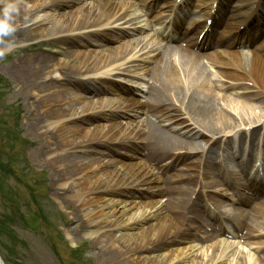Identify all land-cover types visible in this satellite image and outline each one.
<instances>
[{
    "label": "bare ground",
    "instance_id": "1",
    "mask_svg": "<svg viewBox=\"0 0 264 264\" xmlns=\"http://www.w3.org/2000/svg\"><path fill=\"white\" fill-rule=\"evenodd\" d=\"M36 1L0 0V22L9 34L0 41L1 43H12L16 39L27 41L38 36L35 30L45 24L41 15L54 14L65 4L82 0H50L49 4L40 5L38 8L35 6ZM215 1L209 0L210 9ZM19 2H26L27 6H31L30 11L17 10L10 12L8 16L4 15L3 10L8 4L15 5ZM238 2L241 6L251 5L253 11L250 15H241L239 8H234L232 23L229 24L232 36L222 52L219 49L224 43L220 38L219 42L211 39L210 46L214 48L212 53L197 54L195 49L201 51L207 44L202 46V42L208 38L205 35L199 43L200 30L194 31L193 36L189 37L179 35L176 40L182 38V43L186 40L185 46H166L157 55L154 54L157 50L151 42L138 50L141 43L129 41L120 48L108 49L94 58L72 52L76 57L69 66L59 64L52 57H32L18 58L8 68L19 95L26 101L32 97L35 100L40 94L50 93L32 102L27 111L26 133L37 142L32 159L35 163L51 168L53 188L56 192L59 191L57 187L66 181L78 180L68 189L62 190L63 195L72 193L70 199H73L74 210L70 212L71 221L82 224L86 236L100 235L96 237L95 242L98 256L100 254L105 258L104 264H184L188 260H192V264H264V258L258 261L250 253H241L225 242L216 243L203 253L192 243V227L188 226L190 221L201 219L199 206L195 205L193 209L188 207L192 197L199 200L200 193L196 190L198 179L208 178L214 171L224 168L215 161V148L229 143L231 134L242 130V127L244 130L239 132L240 137L248 135L251 142L255 141L257 132L264 128V45L250 50L249 54L231 51L236 42L240 43L238 28L247 25L264 10V0ZM133 10L135 6L126 0H94L74 14L63 16V20L48 33L59 36L60 39L56 43L62 46L68 43L72 46H96L102 43V39L115 40L119 28L121 35H129L123 27H134L137 26L136 22L141 21L140 13L139 17L138 13H129ZM209 14L210 11L208 16ZM145 17L142 19L145 20ZM195 22L197 21L191 20L189 24L193 25ZM29 23H32L30 29L24 28ZM21 51L23 50L13 54L18 55ZM57 55L64 53L57 52ZM152 57H155L156 61L148 71L152 84L148 90L147 101L140 105L134 99L120 96L119 100L126 106L118 109L126 110L125 113H114L112 111L115 108L108 104L98 102L93 105L66 91L68 87L76 88L87 94L91 93L93 98L99 97L104 91L117 95L120 90L129 93L122 85L116 86L115 89L108 88L104 86L103 80L95 78L121 70V66H118L119 60L130 62V70L127 72L136 74L137 70L133 69L136 67L135 60ZM202 60H206L216 74L209 75ZM56 75H60V78H54ZM90 76L97 81L90 80ZM209 77L223 79L226 83L211 85L208 82ZM224 89L227 92L221 91ZM217 90L220 93H217ZM139 105L155 122L141 120L136 128H133V123H126L125 126L113 123L117 116L127 117L138 113ZM178 105L180 107L177 113H187L189 122L198 125L202 132L188 133L183 138L162 128L158 116ZM94 119H104L110 124L95 127L92 131H84V127L92 124L90 122ZM128 119L130 118L127 117ZM129 134L134 135L133 141H140L142 138L145 147L154 150L146 157L148 166L154 170L159 167L162 159L172 158L180 150L186 152L184 156H187L190 152L196 154L202 147L206 150L209 143L210 146L202 156L195 159L203 165L197 178H189L177 187L172 185L175 180L157 178L147 165L140 162L129 165L123 173L116 169L118 161L109 162L104 171H101L97 170L102 165L100 161L84 157L87 152L99 153L103 146L110 147V153L122 155L121 149L126 147L127 150L129 147L123 142H119L118 147L109 142L123 141ZM77 135H80L78 141L75 139ZM107 140L110 141L106 142ZM50 154L55 156L48 157ZM112 158H116L115 155L112 154ZM99 174H102L101 177H98ZM160 182L163 185L159 189ZM141 190L144 191L141 192L143 195L149 196L148 203L135 201V195ZM257 193H264V190ZM158 194L166 195L167 202L154 201L152 195L156 197ZM118 197L128 200L120 202ZM242 201L249 203L250 199L245 198ZM131 213L133 214L129 217ZM236 216L248 231L254 229L264 232V202L256 204L251 212L236 210ZM147 224L152 225L144 229L138 238L133 235L122 234L117 237L110 234L115 231L120 233L136 230ZM167 245L174 247L172 252L150 257L162 252ZM143 256L146 257L141 258Z\"/></svg>",
    "mask_w": 264,
    "mask_h": 264
},
{
    "label": "rangeland",
    "instance_id": "2",
    "mask_svg": "<svg viewBox=\"0 0 264 264\" xmlns=\"http://www.w3.org/2000/svg\"><path fill=\"white\" fill-rule=\"evenodd\" d=\"M49 1L50 0H37L35 6L38 8L40 5L49 4ZM93 1L94 0H82L68 5L65 4L54 14L41 15V19L45 20V24L38 30H35L39 35L32 37L30 40L26 41L16 39V41L12 43L0 42V256L6 264H104L105 261V258L102 255L99 254L98 256V248H96L97 244L95 242L97 236H86L84 234L83 225H79L71 221L72 216H70V212L74 210L73 199H70L72 193L70 192L67 195H63L64 193L62 190L68 189L72 184L77 183L78 180L70 179L66 181L57 187L59 191L56 192L55 188H53L54 185L52 181L51 168L49 166H45V164L35 163L32 159V153L35 149L34 146L37 142L32 136L26 133L25 125L28 117L27 111L32 102L40 100L41 98L50 95V93L40 94L39 98L34 100V97H32L29 101H26L19 95L16 84L11 75L8 73V68L15 63L18 58L30 59L32 57H52L55 58L59 64L69 66L70 62L74 60V57H76L73 55L75 53L94 58L98 57V54L106 52L108 49L120 48L129 41H137L136 44L141 43L138 48L139 50L153 40L154 32L152 30H148V27L144 22H142V19V21L136 22L137 26H125L123 29H137V27L141 26V28H143V32L140 34L132 33L129 36H122L120 35L121 32L118 33L117 31L115 34L117 37H115V40L113 39V41L110 42V45L107 44V42L96 44V46H89L87 44H75V46H72L70 43L62 46L57 44L56 42L60 39L59 36L51 35L52 33H48V31L61 22L63 20V16L67 14H74L80 8L92 3ZM230 1L232 3L235 0ZM15 6L16 10L13 12H16L17 10L30 11L31 9V6H27L26 2H19L15 4ZM231 8L232 4L225 5L222 10L225 18H227L226 22L224 21L222 23L223 26L230 20L231 13H229V11ZM156 10L157 7L153 12L149 13V17L152 21L154 20L152 19V15H156ZM201 10L202 8L194 11L195 18L200 17ZM129 13L134 14L138 13V11L133 10ZM138 17H136L137 20ZM31 24L32 23L26 24L24 28L30 29L29 27ZM0 26H2L1 22ZM118 30L120 31V28ZM8 35V32L5 30L0 32V41H3ZM39 43L42 44L38 47L37 45ZM156 43L157 42H155V44ZM163 44L165 45V42H163ZM164 45H155L154 48L157 49L160 46L163 48ZM18 50L23 51L18 52V55H14L13 53ZM138 50H136V52H138ZM57 52L64 53V55L58 56ZM135 61H137V59ZM139 61L143 60L141 59ZM145 61L149 62L147 66H149L150 70L156 59H152L151 61L146 59ZM130 64V62L127 63V61L119 60L118 66H121V70H117L110 75L103 74L95 79L103 80L104 84L107 83L108 87L113 86L114 84H122L126 86L132 91L131 97L142 105V103H145L147 90L149 84L151 83L149 73L148 71L142 69V65L144 63L135 62L136 67L133 69L137 70V72L136 74H130L127 72L130 70L128 69ZM204 66L207 68L206 65ZM133 69H131V71H133ZM118 72L125 75V81L123 77H117L116 74H118ZM87 77H82V79H86ZM54 78H60V75H56ZM90 80H93V82L97 81L92 79V77ZM218 80L219 78L217 77H209L210 83H217ZM99 83H102V81H99ZM66 91L68 94L81 98L93 105H96L98 102H102L104 105L108 104L115 108L114 111H112L114 113H125L124 111H126L120 110L125 108L126 104L123 101H120V97L113 92L106 91L99 97L93 98L91 95H87V93L77 90L76 88L68 87L66 88ZM121 96L126 98L127 95L121 93ZM218 102L219 104H222L221 101ZM140 105L138 113H133V116L127 115L130 119L127 120L126 116H117V120L113 123L123 124V126H125L126 123H133V128H136L137 124L141 120L145 121V116L142 114L144 112L142 111V108H140L142 107ZM119 107L120 109H118ZM176 107L179 108L180 106L178 105ZM231 112L234 113L233 110ZM255 112L258 113V111ZM170 114L174 115V118H176L171 122H165L163 126L165 128L172 129V133H178L181 135V133L188 131L191 133L203 131L200 127H198V125L194 124V122H189V116L187 113H184V116L177 112ZM166 116L170 115L166 114L165 117ZM182 122H184L183 125H181ZM90 123L92 124H87L84 127V131H92L95 127L108 126L110 124L104 119H94ZM174 129H176V132H174ZM133 136L134 135L131 136V134H129L123 141L109 142V144L115 146L119 145V142H123L127 145V148L135 146V150L133 152H129V148L127 149L128 151L125 150L126 147H124L121 149L123 153L122 155L114 154L108 152L110 147L108 148L103 146L99 149V153L93 154L87 152L84 157L88 160L95 159L100 161L102 165L97 170L101 169V171H104V168L108 166L109 162L114 160L118 161L119 165L116 167L117 171L125 173L126 168L131 164H136V162L144 164L145 152L148 153L149 151H152V149L145 148L140 144L142 143V138L140 141H133ZM79 137L80 135L76 136V141H78ZM108 141L110 140H107L106 142ZM178 152L184 153L183 150ZM200 152L201 150H198L197 153ZM60 153L62 154L63 152ZM112 154L115 155L116 158H112ZM54 156V154L48 155V157L51 158ZM136 157L138 159H136ZM196 158V156H192L189 159V162L195 160ZM163 164L170 165L168 161ZM187 173L188 171H186L182 165H178L176 168H170L168 170L163 169L162 171H154L155 176L177 175L181 180H185L184 177ZM101 175L99 174L98 177H101ZM141 192L144 191L141 190L137 192L135 195V201L138 203H148L150 200L149 196L147 194L143 195ZM210 194L213 197H216L215 193ZM150 197L153 198L151 195ZM117 200L123 202L128 199L118 197ZM158 200L163 201L161 194H158L156 197L154 196V201ZM91 211L92 209L89 210V212ZM233 213L234 212H232V216ZM132 214L133 213L128 216L130 217ZM208 224L210 223L208 222ZM150 225L147 224L145 226H140L136 230H128L120 233L116 231L110 232V234L116 235L117 237L122 234H126L129 236L133 235L138 238L143 230ZM193 226L196 230L202 231L201 233L193 231V244L198 246L200 251H203V253H205L206 249L210 246L222 242L220 238H216V236L214 238L208 236L207 240L204 239V232H207V229H209L208 226L204 228L198 222L193 224ZM106 233L108 232L106 231ZM255 234L258 236V234H263V232L256 231ZM99 236L100 235H98V237ZM252 240L264 241V236L259 235L258 238L253 239L239 238L236 243L228 244L233 245L236 250L241 253L249 254ZM260 247L262 248H260L259 253L256 254L257 256L252 255L253 252L251 253L255 259L258 256H264V245L262 244ZM173 248V246L167 245L162 252L150 255V257L153 258L160 255H166L172 252ZM209 254H211V251ZM145 257L146 256H143L141 258ZM184 264H192V260H188Z\"/></svg>",
    "mask_w": 264,
    "mask_h": 264
},
{
    "label": "clouds",
    "instance_id": "3",
    "mask_svg": "<svg viewBox=\"0 0 264 264\" xmlns=\"http://www.w3.org/2000/svg\"><path fill=\"white\" fill-rule=\"evenodd\" d=\"M16 10V6L14 4H8L5 8H4V15L8 16L10 12H13ZM4 31L3 26H0V32Z\"/></svg>",
    "mask_w": 264,
    "mask_h": 264
},
{
    "label": "water",
    "instance_id": "4",
    "mask_svg": "<svg viewBox=\"0 0 264 264\" xmlns=\"http://www.w3.org/2000/svg\"><path fill=\"white\" fill-rule=\"evenodd\" d=\"M0 264H4L3 260L1 259V257H0Z\"/></svg>",
    "mask_w": 264,
    "mask_h": 264
}]
</instances>
